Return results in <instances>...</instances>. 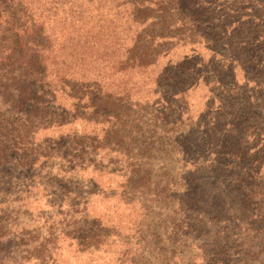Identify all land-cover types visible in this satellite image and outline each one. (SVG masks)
I'll return each mask as SVG.
<instances>
[{
  "label": "rangeland",
  "instance_id": "1",
  "mask_svg": "<svg viewBox=\"0 0 264 264\" xmlns=\"http://www.w3.org/2000/svg\"><path fill=\"white\" fill-rule=\"evenodd\" d=\"M215 1L105 10L115 56L59 27L50 107L14 109L0 64V264H264V0ZM149 29L156 64L121 69Z\"/></svg>",
  "mask_w": 264,
  "mask_h": 264
},
{
  "label": "trees",
  "instance_id": "2",
  "mask_svg": "<svg viewBox=\"0 0 264 264\" xmlns=\"http://www.w3.org/2000/svg\"><path fill=\"white\" fill-rule=\"evenodd\" d=\"M92 1L94 0H0V44H6L5 49L0 52V64L9 67L11 79V83L3 84L1 88L3 93L13 99L14 109L20 108L21 104L34 105L37 102L47 103V107H50L48 102L55 100L56 93L51 88L47 89V68L56 64L57 54H54L53 44L60 37L55 32L59 27L62 30L71 28L73 35L64 42L67 46H74L77 55H87L88 48L95 45L102 54L115 56L118 38L109 35L110 24L104 17L105 10H116L119 13L125 9L129 18L136 14L132 16V20L139 23L140 15H145L144 21L152 18L150 13L155 5L162 12L164 22L171 11L175 14L185 10L196 16L203 6H208L203 9L217 6L215 0H99L94 16L89 18L88 4ZM58 21L61 24L57 26ZM170 38L173 36L169 33L153 34L149 29L144 36H138L132 42L124 56H118L115 61L123 70L128 67L134 70L155 65L163 52L157 51L156 39L166 41ZM60 49H63L60 57L65 55L66 59L64 48ZM107 99H111L108 93L101 97L95 96L92 107L96 112L107 113L103 111L109 105ZM115 118L119 127L120 116ZM246 180L244 177L240 182Z\"/></svg>",
  "mask_w": 264,
  "mask_h": 264
}]
</instances>
